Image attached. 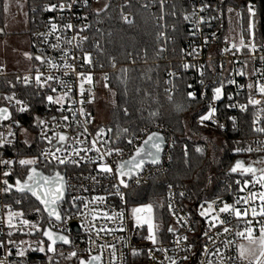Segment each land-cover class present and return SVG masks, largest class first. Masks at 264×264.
Here are the masks:
<instances>
[{
    "label": "snow or ice",
    "instance_id": "6c2138e0",
    "mask_svg": "<svg viewBox=\"0 0 264 264\" xmlns=\"http://www.w3.org/2000/svg\"><path fill=\"white\" fill-rule=\"evenodd\" d=\"M223 3V0H221ZM76 6H81L85 9L91 7L90 0H58L57 3H50L46 5L42 10L47 13H53L57 9L63 12L65 9L71 10ZM108 5H104L103 8H107ZM164 0H160V8L163 11ZM209 8V4L202 3V6L199 8V12H204ZM9 9V4L7 0H5L3 5V11L7 12ZM103 10V9H101ZM229 13L233 11L232 7L227 9ZM247 12L249 15L248 22V31L250 35L253 36V19L256 15L255 6L251 3L247 6ZM98 14V12H97ZM175 15V11L171 13ZM239 16L240 13H237ZM191 20L194 25L193 30L189 32V36L196 37L201 26L207 21L200 16L197 17V10L193 8L192 12L187 15H183L184 20ZM163 15L159 17V19H163ZM61 21L64 20V17H59ZM77 19L86 20L87 17H77ZM125 22H128L125 18ZM47 25H50V31L48 33H40L39 35L43 37L44 42H47L48 36L53 35L57 32L58 24L53 22L52 20L47 21ZM63 28L73 29V24L69 21L63 23ZM87 25H81L79 28V32L77 33L78 41L75 47L81 51L82 62L76 61V57L73 56L72 59L76 61L75 66L73 63H69L67 60H64L62 65L63 69H65L63 75L68 76L70 72L75 75L78 83V95L79 100H73V87L68 85L65 81H63L60 77L53 76L51 74L44 76V74L40 71V69L35 70V96H38L40 104H46L47 106H53L54 110L49 111L46 114H40L36 111L35 107L29 102L25 103L23 100L18 99L16 92L13 91L11 95H5L3 97L4 100L8 102L15 101V104L19 107H16V113H29L32 117L33 123H30L28 127H25L22 123L14 118V113L10 112L8 108L3 107L0 108V121H8L9 122V131L7 137L0 133V150H14L15 155L14 158L8 159L4 157H0V165L3 166V170L0 169V173H2L3 179L0 181V192L9 193L15 189L17 193L21 194H29L35 201L38 202V205L34 208L36 213H47V224L53 225V218L56 222H59L61 225H67L68 221L74 215L85 214L82 212V209H89L90 204H103L105 203L107 197L106 196H93L91 199H86L82 197L72 196L71 200H65V193L68 190V183L66 180V173L62 174L59 170L61 166L66 170L69 166L74 167H82L88 164L93 165V170L97 172L98 176H102L105 179L111 178L116 181L111 184V188L114 191L108 192V196L118 197L121 202H127V198L131 195L130 192L125 191L129 190L131 187L130 181L135 179V177L144 169L145 164L159 165L161 161V153L164 151L163 144L165 143V137L159 134L158 132L146 131L145 129H140L137 131L136 129L130 128H121L119 126L116 127L115 132L113 133V129L111 127H99L91 141L90 146L86 147H76L75 145L68 144L69 137L65 134L59 133L55 131L56 127H59L60 123H64L65 127L70 126L69 117L65 114V103L66 101H71L72 104L79 103L81 105L92 104L94 102V94L91 92V89L85 88V85H93L94 79L92 70L97 66L92 60L91 53L88 51L81 49V42L87 40V36L80 35L87 28ZM175 31V27L173 28ZM161 36H167L164 32L159 33ZM212 37L215 38V33L212 34ZM58 43L51 45L53 49H59V41L60 37H56ZM68 44H71V41H66ZM209 43V38H203V44L206 46ZM241 48H248L250 51H256L255 43L245 44V40L243 37L240 39L239 46L233 43L230 47H225V52H230L233 49L235 51H240ZM166 51V48H161L160 52ZM181 53H184V49H180ZM197 54V48L195 46L190 45V50L186 53L187 56L195 57ZM25 57L29 60L33 59V57L29 53H24ZM69 56V51L65 50L63 52L62 59L64 57ZM36 61H40L44 63L45 60L43 58V54L36 55L34 57ZM260 62L264 64V55L259 57ZM47 64L52 69H59L61 65L55 63L52 59H47ZM102 67V65H99ZM115 64H112V67L115 68ZM195 65H190L189 63H182V67L184 70H188L190 67H194ZM76 68H79L80 71H76ZM255 71V69H254ZM168 75L171 77H176V72L169 71ZM203 71L200 72V76L203 77ZM238 76H245L246 73L244 71H238L236 73ZM33 77L30 75H25L23 77V84L25 86H30ZM103 79L105 81L109 80L107 74L104 75ZM20 80V77H17V81ZM55 81V83L59 84L60 87L66 88L67 91H63L61 94L53 95L50 93H57V88L50 83ZM201 85H203V79L200 80ZM212 86V95L210 98L206 97L205 93L195 90L191 83H186L184 87V95L187 101L189 102H197L204 101L208 99L209 102L205 106V110L198 113V125H205L206 122H210L211 124L216 125L218 129H224L226 124L219 123L218 120V108L215 105L216 101H220L224 103L223 97L226 95L225 93V85L224 81H219V86ZM229 84H236V81L229 78ZM104 87H108V83L104 84ZM243 87V86H240ZM247 88L251 90L253 88L252 84H248ZM258 92L261 96H264V85H257ZM115 95V94H113ZM239 95V93H237ZM169 100H172V95H169ZM233 97L227 96V103L224 104L226 109H236L239 108L241 113L245 112L247 109V105L257 106L261 104L260 100H256L249 98L247 100V105L244 103H232ZM71 112V116L75 121L77 116H83L86 118L85 123L94 122L95 118L90 117V113L86 111V109L82 106L78 109H74L71 106L67 109ZM185 110V104L183 102L177 103L175 105V111L177 113L183 112ZM261 112H264V108H261ZM55 113H59L57 116ZM123 114L125 116L128 115L127 108L123 109ZM157 113H150V116L155 117ZM226 121H230L232 127L239 131L237 125V117L227 115ZM49 123L53 125L50 129L48 127ZM78 123V121H77ZM258 123L264 124V122L259 121V117L256 116L253 121L252 130L256 133H264V126H256ZM13 126L23 135V140L18 141L22 145L26 146L24 148H18L15 143H13V139H9L8 137H15L16 132L12 130ZM39 130L38 136L33 137V141L37 144L38 151L32 156V158H21L24 154L29 152L32 149V142L28 140L29 130ZM49 131L52 132V135H48ZM88 133L87 127H85L84 132H81L77 135L76 144L86 143L85 141H81L79 136ZM89 135H92L89 133ZM105 137H108L105 139ZM140 138L141 143L137 146L136 140ZM53 140L56 143H53ZM47 142L48 147H40L43 142ZM126 141V143L121 146V142ZM99 145V146H98ZM175 145L173 144V147ZM101 148L104 149L101 152ZM128 148L131 152V155L128 159L115 160L113 164H109L106 161V157L111 159L114 155L116 157H120L123 155L124 149ZM53 149H55L53 151ZM197 153L201 155L204 154V150L202 148L197 147L195 149ZM241 151L251 152L252 149L249 147L244 149L240 146V142L237 141V147L235 148V152L239 153ZM87 152L96 153L95 158L91 156H87ZM85 153V155H82ZM184 163L188 164L189 160L187 159L189 153L187 148L182 149ZM59 154V155H58ZM171 159V157H169ZM215 159V157H213ZM55 162V163H54ZM42 164L43 169L41 171L37 170L35 167L37 164ZM264 163V161H261ZM16 165L20 167L17 168ZM47 171L49 174H45ZM229 171L231 173H239L243 179H236L234 181L235 185L238 188L239 192H244L248 190L247 196H239L237 194L234 202L229 203L226 202L219 194H217L211 200L205 198L203 202L199 203L197 209L195 211L189 209L190 215L188 216H177L176 208L174 207V200L179 198L182 207H186L183 205V200L191 199V195H189L186 186L185 190L176 192L174 189L179 188V185H174L173 183H168L166 187L167 192V203L160 204L159 207L162 209H166L167 213L171 216L176 217V223H180L181 227H185V225H195L197 223L204 222L207 227L202 229V237L204 238L205 243L200 248H197V244L193 241L189 240V236L183 235L177 238L174 243L176 245V251L185 253L182 257H180L179 261L175 257H171L167 255L166 248H147V255L151 257L153 251L164 252L165 258L169 261V264H188L191 257L196 256L198 254H202L207 261V264H238V261L249 260V264H264V191H260L257 193L256 191H252L248 188V185L251 183L252 187L258 184L260 188L264 189V168H254L251 164L245 166V163L237 160L233 165H230ZM250 174V177L247 175ZM15 177L14 182H10ZM127 177L128 179H124ZM199 178V177H198ZM93 180L96 177H92ZM99 182V181H97ZM135 183L139 184V180L135 179ZM212 183L211 176L207 177V184ZM232 185L229 184L226 186L227 188H231ZM107 191V189H106ZM25 199L28 197L25 196ZM259 200V207L252 206V202L255 200ZM16 204H21V199L15 200ZM64 203L68 204V207L65 209L62 207ZM241 205H247L248 207H241ZM40 206H43L42 208ZM153 209L154 205L152 203L140 204V206L133 207L131 209V219L129 223L131 227H126L123 223L125 218L124 211L114 212L112 215H109L107 212H103L102 216L97 209H92L91 212V220L88 221V228L95 227L93 223L96 220L103 218L106 221H112L116 218H119L121 221V225L119 227L120 232L125 231H133L135 229L143 228L145 225L147 226V234L143 237V240L151 243L152 246L161 243L162 241L158 240L157 231L159 226L154 223L153 217ZM25 215L24 212H14L9 209L7 214V228L8 232L6 234L7 244L3 242V239H0V249H7L5 256L7 258H11L13 255V249H15V255L20 258L18 264H35L34 261H30L28 259V255L31 252H39L43 253L47 258L48 264H51L52 257L49 256V253L55 252V245L57 241L62 242L64 245L74 244L75 241L72 240L70 234H68L67 227H64L62 230L53 231L52 227L41 230V228L37 227L36 224H30L28 219H21L20 223L25 226H30L33 229H36L38 233H41L43 237L46 239H41L37 241L36 247L33 248L29 245L28 248H21L18 244L15 243L12 237V230L16 228V224L13 223L16 217H23ZM195 217V218H194ZM233 220L235 224L233 225ZM134 222V223H133ZM243 223V230H237L235 235L237 237L246 240L247 246L245 244L237 245L238 254L237 256H232L230 251V247L233 244L232 240H223L221 241V245L225 249V251H221L220 247H215V250L212 251V255L217 257V260L214 262L209 259L210 249L208 247V243L216 244V241L213 237V233L216 237H219L222 233L228 234L233 227L239 228V225ZM55 225H53L54 227ZM258 226L259 235L256 236L254 234L255 228ZM188 232L194 233L196 231L195 227H187ZM222 230V231H221ZM114 229H107L105 226H101L97 232H111ZM167 233H175L177 230L175 226H169L166 229ZM183 239L186 243L183 247L180 246V240ZM21 244L26 243L21 240ZM113 249V261L115 260V248L114 246H110ZM125 247H129L128 243H125ZM144 253L143 246H131L130 254L133 257L139 256ZM71 256H76L77 253L75 251L70 252ZM102 260L101 255H89L87 259H80L79 264H96V262H100ZM205 260H201L200 264H205ZM0 264H4L3 261H0ZM43 264V261L41 262Z\"/></svg>",
    "mask_w": 264,
    "mask_h": 264
},
{
    "label": "built area",
    "instance_id": "2783aa9c",
    "mask_svg": "<svg viewBox=\"0 0 264 264\" xmlns=\"http://www.w3.org/2000/svg\"><path fill=\"white\" fill-rule=\"evenodd\" d=\"M189 1V8L187 14H190L195 8L197 10V17L198 19L200 16H202L207 23L203 24L201 28L199 29L196 37L189 36V32L193 30L194 25L191 22L193 18L190 17L189 20H184V29L186 33V39L180 46V49H184V53H181L180 49L177 50L175 48H171L169 46L170 43L174 42V37L170 36L169 33L173 30L172 24H167V18L170 16V10L168 6L171 4V0H164V7L163 11H161L160 8V0H148V3L150 5L155 6L157 9V24L160 27V33L164 32L167 36V39H165V36H159L161 39V46L162 48H166V51L162 52L161 59L162 62L166 63L167 67L165 70V75L163 79L164 83V89L165 90V97L166 99H169V95H172L176 91V81L183 75L187 74L189 76V82L193 85V88L195 90H198L200 92H203L205 94H209L210 97L212 95V87L209 90L204 89V86L207 84L215 83V86H219V81L223 80L225 85V93L226 95L222 98L224 103H221L220 101H216L215 105L218 108V120L221 124H226V127L224 129H218L216 125L211 124L210 122H206L205 125L201 126L197 124L198 116L195 118V124L199 127L203 128H215L218 131H228L231 130L232 132H237L236 129L232 127V124L230 121H226V116L231 115L237 117L238 121V129H239V115L241 112L239 111V108L236 109H226L224 107V104L227 103V96H232L233 100L232 103H244L247 105V100L249 98V95H251V98L260 100L261 104L257 106L247 105V110L251 107L255 109L256 113L254 114V118L256 116L259 117V121L264 122V112H261V108H264V96H261V94L258 92L257 85H264V64L260 62L259 57L261 55H264V3L260 5L258 2L255 1H248L245 5H242L243 0H223V3H221V0H188ZM58 0L50 1V2H44L37 8L31 9V12L33 13L32 22H33V29L31 30V42H32V53L33 58L36 55L43 54V58L45 60L44 63H41L40 61H36L34 59V66L32 69L18 73V74H12L14 82L19 85L23 84V77L25 75H30L33 77L31 84L29 87H32L35 89V70L38 68L40 71L44 74V76H47L49 74L53 76L60 77L63 81H65L68 85L73 87L75 95H73V100L78 101L79 95H78V81L74 74L70 72L68 76H64L63 73L65 69H63L62 65L64 63V60H67L69 63H73L75 66L76 61L82 62V55L81 51L78 50L75 45L78 41L77 33L79 32L80 26L87 25L88 27L85 29L84 32L79 33L80 35L87 36V40L81 42V49L88 51L91 53L92 60L97 65L93 70V79L94 84L93 85H85L86 90L91 89V92L94 94V97L96 96V84L101 80L104 81L103 77L105 73H107V70L99 66V57L96 55L93 50H91L90 47V35L91 30L93 26V14H97L106 10L112 3H115L120 6L121 0H90L91 7L88 9H85L81 6H76L71 10L65 9L63 12H61L59 9H57L53 13H47L44 12L42 9L50 4V3H57ZM202 3L209 4V8L204 12H199V8L202 6ZM251 3L255 6L256 15L253 19V33H254V39L253 36L250 35L248 31V22H249V15L247 12V6ZM104 5H108L107 8H103ZM229 7L233 8V11L229 13L227 9ZM103 9V10H101ZM237 13H240L238 16ZM163 15V19H159V17ZM63 16L64 20L61 21L59 17ZM123 21H125V18L128 22H131L133 17L128 12L123 10L121 13ZM77 17H87L86 20L77 19ZM52 20L53 22H56L58 24L57 32L53 35L48 36L47 42H44L43 37H41L40 33H48L50 31V25H47V21ZM71 22L73 24V29L69 30L66 28H63V23ZM230 32H237L238 33V40L236 42H227L226 33ZM215 33V38L212 37V34ZM221 33V34H219ZM60 37L59 41V49H53L51 45L58 43L56 37ZM208 37L209 43L205 46L203 44V38ZM241 37L244 38L245 44L255 43L256 45V51H250L248 48H241L240 51H235L234 49L230 52H225V47H230L233 43L237 44L239 46ZM66 41H71V44H68ZM90 44V45H89ZM190 45L195 46L197 48V54L196 56L190 57L187 56L186 53L190 50ZM65 50L69 51V56L61 58L63 56V52ZM76 57V61L72 59V57ZM47 59H52L55 63L61 65L59 69H52L47 64ZM182 63H189L190 65H195L194 67H190L188 70H184L182 67ZM127 64H116L115 68H111L110 71L116 70L120 66H126ZM255 69V71H254ZM76 71H80L79 68H76ZM169 71L176 72V77H171L168 75ZM203 71L204 75L203 77L200 76V72ZM238 71H244L246 73L245 76L241 77L236 75ZM8 73H5L2 68H0V75H7ZM20 77V80L17 81V77ZM231 78L236 81V84H229L228 79ZM203 79V85H201L200 80ZM50 83H53V85L57 88V93H50L53 95L61 94L63 91H67L66 88H61L59 84L55 83V81H52ZM248 84H252L253 88L249 90L247 88ZM212 85V86H213ZM243 86V87H240ZM239 93V95H237ZM5 95H11V94H4ZM20 99L19 97H17ZM23 100V99H21ZM25 103V100H23ZM209 102V100L206 101V105ZM6 107L9 110L10 109H16V107H19L15 104V101H12L11 103L4 100V104L0 107ZM71 106L74 109H78L80 107H84L87 112L90 113V117H94L96 120V113H95V106L94 102L92 104L85 103L84 105L79 104L78 102L75 104H72L71 101H66L65 103V114L69 117L70 126L65 127L64 123H60L59 127L55 128L56 132L62 133L67 135L70 139L68 141V144L75 145L76 147H86L90 146V141L95 133V131L100 127V124L97 123V121L94 120L92 123H85L86 118L83 116H77V119L74 121L71 112H69L67 109ZM40 114H46L51 110H54L53 106H47L46 104H40ZM11 112V110H10ZM243 112V113H245ZM57 116H59V113H55ZM253 118V119H254ZM252 119V121H253ZM78 121V123H77ZM251 126L252 122H251ZM256 126H264L262 123H258ZM48 127L51 129L53 125L49 123ZM85 127L88 129V133H85L82 136H79V139L81 141H85L86 143L76 144V137L79 133L84 132ZM142 129H145L146 131H153L158 132L162 134L165 137V146L164 151L162 152L161 161L159 165H147L143 169V171L135 177V179L139 180V184L135 183V179L130 181L131 187H137L140 185L143 181L148 179L152 174H156L159 172L164 171L167 166L171 163V152L173 149L174 139L169 134V129L164 128L163 126L154 125L151 127H144ZM12 130L16 132V136L23 137V135L19 132H17V129L13 126ZM9 131V122L7 121L6 124L3 123V121H0V133H3L5 137H7ZM38 129L36 130V137L38 136ZM30 133V132H29ZM28 133V135H29ZM91 133L92 135H89ZM48 135H52V132L49 131ZM15 136V137H16ZM15 137H8L9 139H15ZM108 137H105L107 139ZM141 139L138 138L136 140L137 146L139 143H141ZM53 143L55 144L56 141L53 140ZM99 146V145H98ZM40 147H48L47 142H43ZM251 148L252 151H241L237 153L236 160H241L245 163V166L251 164L254 168L260 169L264 168V163H261V161H264V133H256V136L252 139V142L244 149ZM55 149H53L54 151ZM104 149L101 148V152H103ZM59 155V154H58ZM82 155H85V153H82ZM87 156H91L95 158L96 153L94 152H87ZM131 152L128 148L124 149L123 155L120 157H116L115 155L109 159L105 158L106 161L109 164H113L115 160H121V159H127L130 157ZM0 157L2 156V151L0 150ZM5 158V157H4ZM55 163V162H54ZM38 167L40 166L43 168L42 164H37ZM62 168V166H61ZM69 171L66 173V180L69 185L68 190L66 191L67 200H71L72 196L82 197L86 199H91L93 196H106L107 199L105 203L103 204H90L89 209H82L83 213L81 215H74L67 223V225H61L59 222H56L53 218V225H48L47 222L45 223L43 229L47 225L48 227H52L53 231H59L62 230L64 227H67L68 234H70L73 241H75L74 244L71 245H64L62 243H57L55 245V252L49 253L48 255L52 257L51 264H57L58 262H61L63 260V264H68L71 262L72 264L74 262V258L77 256H80L81 258L87 259L89 255L95 256V255H101L102 260L99 262V264H169V261L165 258L164 252H157L153 251L151 254V257H149L147 253L148 247L153 248H166L167 249V255L171 257H175L178 261L180 257H182L185 253L176 251V245L174 241L183 236L187 235L189 236V240L193 241L197 244V248H200L203 243H205L204 238L202 237V229L206 228L207 225L204 222L197 223L195 225H185V227H181V224L184 222L181 221L180 223H176V217L171 216L170 217V223L169 226H175L176 232L175 233H167L166 229L164 231L157 232L158 240L162 241L161 243H158L155 246H152L150 242L143 240V237L147 234V226L145 225L143 228L135 229L133 231H125L120 232L118 229L121 225V221L119 218H116L112 221H106L103 218L94 221L95 227L88 228V221L91 220V212L92 209H97L99 213L102 216L103 212H107L109 215H112L114 212H120L124 211L125 218H124V225L126 227H131V224L129 223L131 219V209L133 207L140 206V204H147V203H130L128 198L127 202H121L118 197L115 196H108V192L114 191V189L111 188V184L115 183L116 181L112 180L111 178L105 179L102 176H98L97 172L93 170V165L88 164L86 166L82 167H74L69 166ZM0 169H3V166L0 165ZM7 170V169H3ZM250 177V174H248ZM92 177H96L95 180L92 179ZM5 179L3 177L2 173H0V181ZM236 179H243L240 175H234L231 174V177L225 179L223 182V189L222 192L219 194L226 202L232 203L237 197V194L239 196H247L248 190H245L244 192L238 193V188L235 185L234 181ZM99 181V182H97ZM231 184V188H227L226 186ZM2 186V184H0ZM130 187V188H131ZM167 187V184L165 188ZM248 188L252 191H256L259 193L260 191H264V189L260 188V186L257 184L255 188L252 187L251 183L248 185ZM107 189V191H106ZM185 189L183 188H176L174 191L179 192L183 191ZM128 191L129 190H125ZM165 197H166V203H167V192L165 189ZM213 197L207 198L211 200ZM21 199L19 195L15 193V191H11L9 193H3L0 192V239H3V242L7 244V238L6 234L8 232L7 228V214L9 209H11L14 212H24L23 210V204L24 201L21 199V204H16L15 200ZM204 199L200 200L199 202L195 203L192 200L185 199L183 200V205L186 207H182L181 202L179 198L174 200V207L176 208V215L177 216H188L190 215L189 209L195 211L197 209V206L199 203L203 202ZM260 201L257 199L254 202H252V206L259 207ZM63 208H67L68 204L64 203L62 205ZM241 207H248L247 205H241ZM195 218V217H194ZM21 219H28L25 217H16L13 221L14 224H16V228L12 230V237L16 244H18L21 248H28L29 245H31L33 248L36 247L37 241L44 239L42 236H30L29 232L32 229L30 226H25L20 223ZM72 223H76L78 227V231H75L72 228ZM134 223V222H133ZM235 224V221L233 220V225ZM101 226H105L107 229H114V231L109 232H99L97 234L99 228ZM194 226L196 231L194 233L188 232L186 229L187 227ZM232 230L228 234H221L219 237H216L213 233V237L216 241V244L213 245L212 243H208V247L211 250L209 253V259L213 260L214 262L217 260V257L215 255H212V251L215 250V247H220L221 251H225L223 246L221 245V241L227 239L232 240L233 244L230 247L228 251H230L232 256H237L238 249L237 245L239 244H245L247 241L243 240L240 237H237L235 235V232L237 230H243L244 224L241 223L239 225V228L233 227L230 225ZM222 231V230H221ZM254 234L256 236L259 235V228L256 226ZM23 240L26 243L21 244L20 241ZM125 243L129 244V247H125ZM185 241L183 239L180 240V246L183 247L185 245ZM110 246H114L115 248V260L113 261V249ZM131 246H143L144 247V253H142L139 256L133 257L130 254ZM7 249H0V261H3L4 264H18V261L20 260L19 257L15 255V249H13V255L11 258H7L5 256ZM75 251L77 253L76 256L70 257V252ZM28 259L30 261H34L35 264H41L43 261V264H48L47 258L44 256L43 253L39 252H31L28 255ZM251 257L249 258V260ZM201 260H205V257L202 254H198L196 256L191 257L188 264H200ZM249 260L244 261H238V264H249ZM205 264H207V261L205 260Z\"/></svg>",
    "mask_w": 264,
    "mask_h": 264
},
{
    "label": "trees",
    "instance_id": "16d2710c",
    "mask_svg": "<svg viewBox=\"0 0 264 264\" xmlns=\"http://www.w3.org/2000/svg\"><path fill=\"white\" fill-rule=\"evenodd\" d=\"M50 1L54 0H26L31 30L33 29L31 9ZM248 1H255L260 5L264 3V0H243L242 5ZM188 3V0H171V4L168 6L170 16L167 18V24H172L173 28L175 27V31L172 30L169 33L174 37V42L169 46L177 50L186 39L183 15H187ZM121 4L122 6H117L112 3L106 10L92 16L93 26L89 41L91 45H89L91 50L98 55L99 65L107 70L105 74L109 77L108 81L104 80L108 83L105 94L109 96L110 101L105 103L108 119L103 127H111L113 133L117 126L137 131L154 125L169 129V135L173 137L175 145L171 152V163L164 171L152 174L137 187H131L129 189L131 195L128 197L130 203H152L154 205V223L159 226L157 232H162L170 223V215L166 209L159 207L160 204H166V184L173 183L183 189L186 186L189 195H191L190 200L195 203L220 194L223 182L231 177L229 167L237 158V152H235L237 141L244 148L256 136V132L252 130L251 126L256 110L250 107L247 112L239 115V131L237 132L218 131L215 128L197 126L194 122L195 118L199 112L205 110L208 99L197 102L186 100L184 87L189 82L187 74H183L176 81V91L172 100L165 97L163 79L167 65L161 59L160 49L162 46L159 37L161 30L157 24V9L150 5L148 0H121ZM123 10L132 15L131 22L123 21L121 16ZM173 11H175V15L171 14ZM2 27L3 0H0V37L3 35ZM113 63L127 65L110 71L113 68ZM212 85L213 83L207 84L204 89L209 90ZM13 91L20 99L30 102L37 112L40 111V98L35 96L34 88L16 84L12 74L0 75V106L4 104V94H12ZM205 95L210 98L209 94ZM180 102L185 104V110L177 113L175 105ZM125 108L128 110L127 116L123 114ZM10 110L14 113V118L25 127L33 123L29 113H16L15 109ZM153 112L157 113L155 117L150 116V113ZM6 122L3 121L4 124ZM29 132L27 138L32 142V149L21 158H32L38 151L37 144L33 141V137H36V130H29ZM210 135L215 136L218 140H213ZM23 138L16 136L13 143L18 148H24L26 146L18 142ZM124 143L126 141L121 142V146ZM185 147L189 153L188 164L184 163L182 153V149ZM197 147L204 150L203 155L195 151ZM1 151L5 158H14V150ZM36 166L38 167V165ZM16 167L20 166L16 165ZM69 169L68 167L65 170L62 167L59 170L67 173ZM209 176L212 178L210 185L207 184ZM14 179L15 177L10 182H14ZM15 193L24 201L23 210L26 218L43 219L46 223L47 215L34 211L38 205L35 199L27 194L16 191ZM25 196L28 198L25 199Z\"/></svg>",
    "mask_w": 264,
    "mask_h": 264
},
{
    "label": "rangeland",
    "instance_id": "374dc122",
    "mask_svg": "<svg viewBox=\"0 0 264 264\" xmlns=\"http://www.w3.org/2000/svg\"><path fill=\"white\" fill-rule=\"evenodd\" d=\"M5 0H3L4 5ZM9 9L3 11V35L0 37V68L8 74H18L28 71L34 66V58L29 60L24 53H29L33 57L31 42V22L29 17V9L26 0H7ZM227 42H236L238 40L237 32L226 33ZM105 81H99L96 88V96L94 97V106L96 120L100 127H103L108 119L107 108L105 103H109V96L105 94L107 88L104 87ZM215 141L218 139L210 135ZM30 224L39 225L38 219H28ZM33 229V228H32ZM34 236H41L38 234ZM247 243L245 245L247 246ZM80 256L74 258L75 264H79ZM57 264H63V260Z\"/></svg>",
    "mask_w": 264,
    "mask_h": 264
},
{
    "label": "water",
    "instance_id": "95a60500",
    "mask_svg": "<svg viewBox=\"0 0 264 264\" xmlns=\"http://www.w3.org/2000/svg\"><path fill=\"white\" fill-rule=\"evenodd\" d=\"M0 108H3V106L2 107H0ZM10 111V110H9ZM160 134V133H159ZM162 135V134H161ZM163 136V135H162ZM165 146V143L163 144V147ZM161 156H162V153H161ZM129 158V157H128ZM127 158V159H128ZM238 160V159H237ZM237 160H235V162L237 161ZM235 162L232 164L233 166H234V164H235ZM147 165H152V164H145V166H147ZM145 166H144V168H145ZM143 171V170H142ZM141 171V172H142ZM140 172V173H141ZM230 172V171H229ZM139 173V174H140ZM231 173V172H230ZM138 174V175H139ZM231 174H234V175H239V173H231ZM137 175V176H138ZM248 175V174H247ZM124 179H128L127 177H125ZM13 191H15V189L13 188ZM29 195H30V193H29ZM34 199V198H33ZM43 207V206H42ZM46 215H47V213H45ZM46 228H49L47 225L45 226V228L44 229H46ZM72 228L75 230V231H78V227H77V224L76 223H72ZM29 235L30 236H34V235H36V231L35 230H31L30 232H29ZM42 236V235H41ZM43 237V236H42ZM44 239H46L45 237H43ZM57 243H62V242H60V241H57ZM56 243V244H57ZM55 247V246H54ZM68 264H72L71 262H69ZM96 264H99V262H96Z\"/></svg>",
    "mask_w": 264,
    "mask_h": 264
},
{
    "label": "flooded vegetation",
    "instance_id": "af4514ba",
    "mask_svg": "<svg viewBox=\"0 0 264 264\" xmlns=\"http://www.w3.org/2000/svg\"><path fill=\"white\" fill-rule=\"evenodd\" d=\"M241 161V160H240ZM35 167H37V166H35ZM37 170L38 171H41V170H44L43 168H41L40 166L39 167H37ZM61 171V170H60ZM61 173L62 174H65L63 171H61ZM45 174H49L47 171H45ZM27 195H29V194H27ZM30 196V195H29ZM65 200H67V196H66V193H65ZM42 207V206H41ZM46 215V214H45ZM40 222H39V225H38V227L39 228H41V230H43V227H44V225H45V223H44V220L43 219H40L39 220ZM35 231H36V229H34ZM36 234H38V232L36 231Z\"/></svg>",
    "mask_w": 264,
    "mask_h": 264
}]
</instances>
